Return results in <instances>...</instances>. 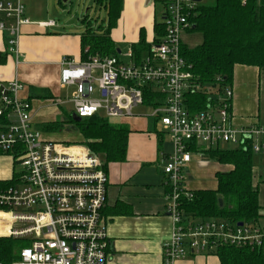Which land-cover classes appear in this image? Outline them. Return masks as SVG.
Instances as JSON below:
<instances>
[{"label":"built area","instance_id":"2783aa9c","mask_svg":"<svg viewBox=\"0 0 264 264\" xmlns=\"http://www.w3.org/2000/svg\"><path fill=\"white\" fill-rule=\"evenodd\" d=\"M202 1L164 0V35L139 60L129 51L128 63L99 55L61 63L60 83L74 89L71 102L79 118L104 113L116 123L132 118L148 99L149 117L169 136L174 150L163 161V171L166 213L173 231L163 244V264L216 254L224 246H264V228L259 225L197 220L182 210L184 200L193 199L185 170L195 148L228 150L226 146L231 145L264 155V123L235 124L231 87L216 85L207 91L206 109L189 108V94L199 92L201 86L182 56V40L190 33L192 17ZM25 12L26 0H0V31L7 34L12 53L17 52L22 27L31 24ZM24 90L17 79L0 82V100L14 118L0 130V154L17 152L24 167L16 184L0 187V211L8 217L6 236L31 241L8 264H109L110 240L103 217L108 177L103 163L85 145L46 139L33 125L31 102L20 98Z\"/></svg>","mask_w":264,"mask_h":264},{"label":"crops","instance_id":"0c3cea01","mask_svg":"<svg viewBox=\"0 0 264 264\" xmlns=\"http://www.w3.org/2000/svg\"><path fill=\"white\" fill-rule=\"evenodd\" d=\"M62 1L26 0L25 15L31 24L22 27L16 53L9 50L7 34L0 31V82L17 79L25 86L20 98L31 102L33 125L37 122L36 127L51 123L43 121L38 124L44 110V104L39 100L58 103L61 91L66 89L60 83L63 60L83 61V40L89 35L88 31L91 30L100 36L109 23L107 9L97 5L96 0H92L94 7L83 8L85 12L78 18V23L70 16L71 11L67 7L70 0H66L65 4ZM155 3L156 0H123L122 12L109 35L118 48L120 60L123 53L121 44L127 47L128 53L132 51V45L139 43L142 34L147 43L152 44L154 41L156 36L154 27L157 23ZM101 12L105 15L103 19L99 15ZM49 22L55 24L49 26L47 25ZM147 52H142L136 59L139 60ZM238 67L244 66H236ZM250 71H254L260 77L258 69L251 68L246 73L250 75ZM232 89L235 124L243 127L264 123V115L250 111V100L243 96L242 91L239 90L236 97L234 81ZM144 106L150 107L149 102L140 107ZM140 107L136 108L134 113L140 112L137 111ZM3 114H6L5 121H1ZM13 122V116L8 115L0 100V130ZM110 123L125 126L130 133L126 160L111 163L105 169L108 177V196L103 217L110 240L109 264H163V244L173 231V222L166 213L167 187L163 161L172 154L173 144L169 136L168 140L163 136V129L159 131L158 123L148 116L138 113L132 118ZM198 150L200 151L192 153V160L186 168V173L198 174V171H204L216 176L218 172L230 171V166L204 160V156L199 160H193V156L199 154L209 157L203 152L207 150L206 148L201 147ZM16 163L17 152L0 154V182L18 177ZM253 177L254 186L259 192L262 216L259 226L264 228L263 154H253ZM194 183L195 181L187 179L186 174V187L189 190H207L194 187ZM5 215L0 211V237H8L5 235L8 230L6 221L8 217ZM176 264H220V261L216 254H208L189 256Z\"/></svg>","mask_w":264,"mask_h":264},{"label":"trees","instance_id":"16d2710c","mask_svg":"<svg viewBox=\"0 0 264 264\" xmlns=\"http://www.w3.org/2000/svg\"><path fill=\"white\" fill-rule=\"evenodd\" d=\"M96 3L107 9L109 23L100 36L88 31L89 35L83 40V60L95 55L118 57V48L109 35L122 12L123 0H96ZM191 21L190 33L201 34L202 43L194 48L183 43L181 53L191 67L194 80L201 86L199 92L189 94L187 99L189 108L199 112L208 107V90L216 85L232 88L236 66L256 68L260 75L264 72V0H203ZM154 28V42H157L165 28L158 22ZM151 45L142 34L139 43L132 45V52L138 59L142 52L150 51ZM4 115L1 121L6 120ZM72 123L82 139L71 144L87 146L100 157L104 169L111 163L126 160L130 133L127 127L111 124L100 114L80 122L72 119ZM39 128L46 133L62 130L58 122L42 124ZM194 151L200 150L195 148ZM203 152L211 160L231 169L216 174L215 190H191L193 199L184 200L182 204L185 215L197 220L218 219L233 224L259 225L262 216L259 192L254 186L251 150ZM16 180L17 177L0 182V187L12 186ZM30 244L28 239L0 237V263L15 261L19 251ZM216 255L220 264H264V246L255 249L224 246L216 251Z\"/></svg>","mask_w":264,"mask_h":264},{"label":"rangeland","instance_id":"374dc122","mask_svg":"<svg viewBox=\"0 0 264 264\" xmlns=\"http://www.w3.org/2000/svg\"><path fill=\"white\" fill-rule=\"evenodd\" d=\"M63 4H65V0L62 1ZM164 0H156L155 3V15L156 20L158 23H162L163 21V13H164ZM94 7V3H92V0H70V2L67 4V7L69 8V11H71V17L74 19L75 23H78V18L82 16V14L85 12L83 8H90ZM94 9V8H93ZM79 15V16H78ZM101 16V19L105 17L104 12H101L99 14ZM183 43L188 46L189 48H194L202 43V35L199 33H191V34H185L183 36ZM121 49L123 53L121 54L120 58L123 62L128 63L129 59L127 57V47L123 46L121 44ZM75 62H80V59H74ZM251 68L247 67H238L236 68V73L234 77V89H235V95L237 97V94L240 91H242V94L245 98L250 100V111L252 113L255 112V114L260 113L262 116L264 115V72L261 73L260 77L255 73L254 71H250V75L246 73L247 70H250ZM255 70V69H253ZM256 71V70H255ZM74 89L71 87H68L66 89H63L61 91V96L59 97L60 101L58 103L46 101L45 99L39 100V102L43 103L44 110L42 111L43 116L40 119V122H58L61 124L62 130H56L54 133H46L43 132L39 126L36 127L37 130H39L43 136L48 139L52 140L58 143H66L70 145H83V144H71V143H79L82 139L81 134L76 131L74 128V124L72 123L73 115H74V105L71 102L72 99V93ZM94 96L97 97L98 93L95 92ZM235 102V98H234ZM243 103V102H242ZM248 104V103H247ZM242 106V104H241ZM239 110V109H238ZM138 112L140 115H145L149 117L150 112L152 111L149 106L140 107ZM138 113H134L135 115H138ZM101 117L105 118L104 113L100 114ZM74 120V119H73ZM159 131H162V125L158 124ZM163 136L167 138L168 135L163 133ZM226 149L228 150H235L237 149L236 146H226ZM204 156V160H211L209 157H205L204 154L194 155L193 160H199L200 157ZM213 161V160H212ZM15 169L18 175H21L22 172H24V167L20 162L15 164ZM186 171V170H185ZM224 172V171H223ZM187 179L189 181H195L194 187L197 188H203L207 190H212L214 187H216V181H215V175H210L207 172L204 171H198V174L195 173H186ZM262 224V223H261ZM208 255V254H203Z\"/></svg>","mask_w":264,"mask_h":264},{"label":"water","instance_id":"95a60500","mask_svg":"<svg viewBox=\"0 0 264 264\" xmlns=\"http://www.w3.org/2000/svg\"><path fill=\"white\" fill-rule=\"evenodd\" d=\"M66 1V0H65ZM196 2H200V0H195ZM73 119H74V121H76V122H80L82 119L81 118H79L77 115H73ZM219 204H220V206H222L223 205V200L222 199H220L219 200ZM239 226H242L243 225V223H240V224H238Z\"/></svg>","mask_w":264,"mask_h":264}]
</instances>
